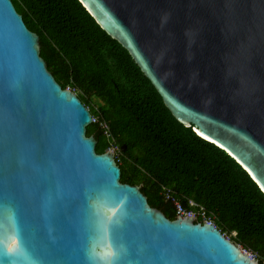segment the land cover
I'll list each match as a JSON object with an SVG mask.
<instances>
[{
  "label": "water",
  "instance_id": "water-1",
  "mask_svg": "<svg viewBox=\"0 0 264 264\" xmlns=\"http://www.w3.org/2000/svg\"><path fill=\"white\" fill-rule=\"evenodd\" d=\"M79 2L173 117L264 194V0ZM40 49L0 0V264H260L215 224L170 220L122 183L115 153L86 134L89 109Z\"/></svg>",
  "mask_w": 264,
  "mask_h": 264
},
{
  "label": "trees",
  "instance_id": "trees-1",
  "mask_svg": "<svg viewBox=\"0 0 264 264\" xmlns=\"http://www.w3.org/2000/svg\"><path fill=\"white\" fill-rule=\"evenodd\" d=\"M11 1L40 37V55L55 80L107 124V130L92 124L86 134L97 139L98 154L119 149L121 182L141 187L149 204L170 220L175 206L163 188L181 202L195 201L223 234L236 233L230 240L264 264V194L250 175L173 117L128 51L79 0Z\"/></svg>",
  "mask_w": 264,
  "mask_h": 264
},
{
  "label": "built area",
  "instance_id": "built-area-1",
  "mask_svg": "<svg viewBox=\"0 0 264 264\" xmlns=\"http://www.w3.org/2000/svg\"><path fill=\"white\" fill-rule=\"evenodd\" d=\"M68 90H71L70 88H67ZM73 91V90H71ZM74 92V91H73ZM75 93V92H74ZM92 124H99L100 127L104 130L108 129V126L105 122H101L98 117L92 116ZM114 153H118L119 149L116 148L114 150H111ZM116 157V154H115ZM116 161V160H115ZM163 193L166 197V199L172 201L173 205L175 206V213L177 217L181 218H190L193 219L196 223H207V224H214L213 216L210 215V213L202 206L197 204L193 200H188L187 202H184L185 205H183V202H181L178 199H175L171 193L170 190L163 188ZM224 236L229 239L225 234ZM243 253L248 255L252 260L258 261V256L252 252L251 250L244 249L240 246Z\"/></svg>",
  "mask_w": 264,
  "mask_h": 264
},
{
  "label": "rangeland",
  "instance_id": "rangeland-1",
  "mask_svg": "<svg viewBox=\"0 0 264 264\" xmlns=\"http://www.w3.org/2000/svg\"><path fill=\"white\" fill-rule=\"evenodd\" d=\"M93 102H94V104H95L97 107L101 106L100 101H98L97 99H94ZM115 154H116V153H115ZM235 235H236V233H232L231 235H228L227 237L230 239L231 237H234ZM238 246H239V245H238Z\"/></svg>",
  "mask_w": 264,
  "mask_h": 264
},
{
  "label": "flooded vegetation",
  "instance_id": "flooded-vegetation-1",
  "mask_svg": "<svg viewBox=\"0 0 264 264\" xmlns=\"http://www.w3.org/2000/svg\"><path fill=\"white\" fill-rule=\"evenodd\" d=\"M155 208V207H154ZM156 209H158V208H156ZM159 210H161V209H159ZM164 214H165V212L163 211V210H161ZM165 216L168 218V219H170L166 214H165Z\"/></svg>",
  "mask_w": 264,
  "mask_h": 264
}]
</instances>
